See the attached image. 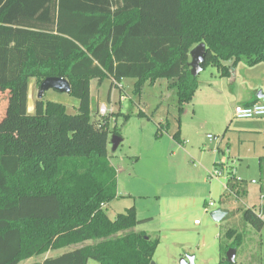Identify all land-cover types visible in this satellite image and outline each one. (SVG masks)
I'll return each instance as SVG.
<instances>
[{"label":"trees","instance_id":"obj_1","mask_svg":"<svg viewBox=\"0 0 264 264\" xmlns=\"http://www.w3.org/2000/svg\"><path fill=\"white\" fill-rule=\"evenodd\" d=\"M200 44L207 48L203 71L212 65L222 78L242 61L264 64V0H0V88L16 99L18 119L10 120L9 133L32 135L39 119L56 138L51 153L0 151V264L73 246L34 264L153 262L159 239L135 231L142 223L135 207L115 220L106 212L118 199L108 146L111 136L122 134L92 120L90 83L109 79L113 88L133 79L141 94L144 84L165 80L180 124L200 88L189 65ZM48 78L69 82L70 95L79 100L77 114L38 99L29 119V82L36 79L40 88ZM160 129L167 130L168 122ZM179 136L180 130L173 138ZM243 220L264 230L252 209ZM224 238L219 264H238L228 261L227 252L239 249L241 234L231 229Z\"/></svg>","mask_w":264,"mask_h":264},{"label":"rangeland","instance_id":"obj_2","mask_svg":"<svg viewBox=\"0 0 264 264\" xmlns=\"http://www.w3.org/2000/svg\"><path fill=\"white\" fill-rule=\"evenodd\" d=\"M198 81L200 88L185 107L179 124L176 98L165 80L144 84L141 94L135 93L133 79L113 88L109 79L102 84L91 80L92 120L106 123L110 131L117 127L122 134L117 150L113 149L114 136L108 146L110 162L117 172L118 199L106 206V212L115 220L135 207L142 222L135 231L159 239L155 264H181L191 256L195 264H219L220 246L227 244L224 236L231 229L242 236L237 263L264 264V230L259 232L243 220L245 210L260 214L264 205V161L262 169L259 159L264 157V118L234 119L232 88L218 76L216 67L208 65ZM39 89L36 79H31L29 108L34 109ZM3 90L0 88L1 153L25 156L34 151L53 152L55 132L49 131V135L39 119L32 135L17 132L15 138L9 133L10 120L18 122L14 117L16 99ZM43 99L64 105L69 114H77L79 100L70 94L49 90ZM101 106L107 108V116L99 117ZM31 112L29 119L34 118ZM141 112L144 115L139 116ZM166 122L168 129L161 130L160 125ZM29 123L33 125L32 120ZM179 130L180 139L176 140L173 136ZM217 170L227 180H209ZM218 210L227 214L220 222L211 216ZM76 248L57 250L50 256ZM46 255L21 264L40 263Z\"/></svg>","mask_w":264,"mask_h":264},{"label":"crops","instance_id":"obj_3","mask_svg":"<svg viewBox=\"0 0 264 264\" xmlns=\"http://www.w3.org/2000/svg\"><path fill=\"white\" fill-rule=\"evenodd\" d=\"M226 65H228V63ZM234 71L235 72H233L230 78H222L220 76V73L218 72V76L224 79L225 81H227L229 86L232 88V93L234 97L233 102L235 103L234 107L251 106L264 101V64H258L256 66H248L245 64L242 66L239 63ZM124 80H122L118 84L121 85V83ZM221 86L225 88L224 83H222ZM34 109L33 107L32 108L28 107V115L32 113L31 112L32 110L34 112ZM256 119H262V118H256ZM252 120L254 119H250L248 121H252ZM259 159H260L261 167L263 169L262 163L264 161V157H260ZM261 175H263V173ZM263 197H264V193H263ZM51 253L52 252H49L46 255V258L51 257L50 256Z\"/></svg>","mask_w":264,"mask_h":264},{"label":"water","instance_id":"obj_4","mask_svg":"<svg viewBox=\"0 0 264 264\" xmlns=\"http://www.w3.org/2000/svg\"><path fill=\"white\" fill-rule=\"evenodd\" d=\"M207 48L205 44H200L197 47H195L191 53V62H190V68H191V75L193 78H198L200 74L203 71V65L206 61V52ZM49 90H55L60 93L64 94H70L71 93V86L69 82L62 78H48L43 81V83L40 86L39 89V99H43L44 94ZM122 141L121 138L114 136L112 139L113 149L117 150L120 142ZM226 213L221 212L220 210L215 211L211 214L212 218L216 222H220L224 219L226 216ZM236 254L237 251L235 249H230L227 252V259L230 263H236ZM151 264H155L152 262ZM181 264H195V257L191 256L188 260H182Z\"/></svg>","mask_w":264,"mask_h":264},{"label":"built area","instance_id":"obj_5","mask_svg":"<svg viewBox=\"0 0 264 264\" xmlns=\"http://www.w3.org/2000/svg\"><path fill=\"white\" fill-rule=\"evenodd\" d=\"M118 85V84H117ZM99 117H104L108 115V110L105 106H101L98 110ZM235 119L239 120H250V119H256V118H264V101L251 105V106H236L234 108V114ZM210 142H213V138L211 136L208 137ZM212 179L220 180L225 179L224 173L222 171H214L213 174L210 175L209 180L212 181ZM229 180V179H228ZM213 203L209 205V207H212ZM208 207V208H209ZM207 208V209H208ZM259 216L264 220V214L260 213ZM195 224H199L198 221H196Z\"/></svg>","mask_w":264,"mask_h":264}]
</instances>
